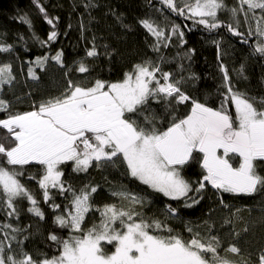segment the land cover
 Returning <instances> with one entry per match:
<instances>
[{
	"label": "snow or ice",
	"instance_id": "6c2138e0",
	"mask_svg": "<svg viewBox=\"0 0 264 264\" xmlns=\"http://www.w3.org/2000/svg\"><path fill=\"white\" fill-rule=\"evenodd\" d=\"M161 2L171 12L209 31L226 26L239 37L244 33L232 24L223 25L218 13L230 12L237 25L241 12L245 20L251 13L256 21L255 32L262 38L254 51L264 57V0H238V7L231 8L225 0ZM35 3L47 23L55 28L43 5L39 0ZM94 6L91 2L85 4L86 8ZM257 9L261 12L259 17ZM19 19L31 24L27 16ZM139 23L156 38L154 51L159 53L161 45L168 47L171 36L164 27L150 19ZM170 31L171 35L180 37L182 44L186 43L180 25L174 24ZM57 37L58 32L53 30L44 43L55 41ZM244 42L247 43V39ZM11 48V45H0V52H9ZM97 55L95 46L87 52L89 57ZM185 55L190 59L188 53ZM62 57L61 50L51 59L62 65ZM48 60V56H38L34 63L43 68ZM164 62L165 57L161 55L158 61L138 63L117 82L96 79L85 85L69 80L64 92L40 101L31 111L10 112V103L0 98V112L7 114V118L0 119V129L7 133L0 139V193L6 215L18 219L16 201L26 199L32 205L27 211L45 218L35 196L21 182L24 166L41 167L39 188L43 190V201L46 204L52 201L50 207L54 212L60 210L61 205L54 202L50 190L57 189L61 195L71 194L70 204L54 217L59 228L70 230L68 238L55 233L48 236L57 245L58 255L50 258L43 255L37 259L23 250L13 254L12 242L21 243L16 234L22 229L0 223L4 236L0 240V264H249L220 254L223 245L218 236L210 234L212 225H208L207 236L194 232L191 226H187V231L192 233L190 239L175 234L167 223L168 218L178 213L171 205L166 206L165 220L146 218L136 206L150 203L148 197L120 186L113 189L111 195L121 203L99 208L93 201L98 185L87 184L77 190L70 184L66 186L63 180L62 166L68 163L72 164L74 172H87L93 166L114 165L116 159H122L128 176L171 200H190L191 203L184 205L189 208L203 199L189 194H200L208 185L218 193L246 196L264 193V175L260 171L264 165V97H252L236 89L228 69L222 66L226 92L222 94L220 106L211 107L182 90L183 77L173 79V73L162 71L160 64ZM77 70L89 72L83 62ZM28 71L33 79H39L33 68ZM243 72L241 66V76ZM13 80L12 65H0V91ZM150 100L165 102L169 115L167 127L156 126L159 120L156 114L144 115L150 110ZM185 104L191 105L190 110L178 118L175 108ZM229 104L234 106V112ZM139 116H143V123L136 118ZM193 163L203 169L195 187L182 174L184 168ZM93 211L99 213V222L85 227L86 217ZM107 246L112 250L107 251ZM224 251L238 256L241 249L232 244ZM257 264H264V251Z\"/></svg>",
	"mask_w": 264,
	"mask_h": 264
},
{
	"label": "trees",
	"instance_id": "16d2710c",
	"mask_svg": "<svg viewBox=\"0 0 264 264\" xmlns=\"http://www.w3.org/2000/svg\"><path fill=\"white\" fill-rule=\"evenodd\" d=\"M89 2L95 6L86 8L85 4ZM225 2L229 8L238 7V0ZM39 3L46 9L47 17L53 19L55 28L47 23L35 0H0V45L12 46L9 52H0V65L11 64L15 76L11 84L2 86L0 98L10 103V112L31 111L40 101L59 96L66 90L69 80L85 85L96 79L120 81L136 64L146 60L158 61L161 55L165 57V62L160 64L161 70L173 73V79L183 77L182 90L211 107L218 108L223 99L222 94L226 92L222 66L228 69L231 83L236 89L252 97H264V57L254 51L262 38L255 32L256 21L251 18V13L249 19L245 20L241 12L237 17L239 25L230 12L218 13V20L223 25L232 24L244 33L243 37H239L226 26L211 31L195 27L182 16L176 18L174 14H177L158 0H39ZM260 15L257 9L256 16ZM21 16H27L31 24L20 20ZM142 19L153 20L166 29V34L171 36L168 47L161 45L159 53L153 50L156 38L139 23ZM174 24L180 25L184 31L186 43L182 44L180 37L171 35L170 29ZM53 30L58 32L57 39L44 43ZM93 46L98 55L89 57L87 52ZM191 49L195 51L190 52ZM61 50L62 65L51 59ZM38 56L49 57L43 68L34 63ZM82 62L87 65L89 72L80 73L77 70ZM241 66L244 68L243 76L239 73ZM29 68L35 70L39 79L29 75ZM193 76L195 78H191ZM190 107V104L176 106L175 115L183 117ZM229 107L234 112V106L229 104ZM149 109L144 115L156 114L159 117L156 126L167 127L169 115L165 102L150 100ZM4 118H7V114L0 112V119ZM136 118L143 123V116ZM5 135V130L0 129V139ZM62 168L66 186L70 184L77 190L87 184L99 186L93 196L96 207L102 208L112 203L119 205L121 202L111 192L125 186L133 193L146 195L150 200L143 207L136 206V210L146 218L165 220L166 206L177 208L178 213L168 218L167 223L175 230V234L182 235L185 240L192 236L187 226H191L201 236H207L208 225H212L210 234L218 236L223 245L221 255H227L237 262L245 260L249 264H257L260 253L264 251V193L253 196L218 193L208 185L200 194H189L197 199L203 197L198 204L189 208L184 205L186 202L191 203L190 200H171L128 176L122 159H116L114 165L107 164L100 168L93 166L87 172H74L71 163ZM23 171L21 182L33 193L45 218L40 219L28 212L27 209L32 205L26 199L16 201L19 218L8 217L0 193V223H10L22 229L16 234L21 243L12 242L13 254L23 250L37 259L43 255L50 258L59 253L57 245L48 236L55 233L66 239L70 234L69 229L59 228L54 223V217L70 204L71 194L61 195L57 189L50 190L54 202L61 205V209L54 212L50 207L52 201L46 204L43 190L39 188L41 167L28 165L24 166ZM260 171L264 175V165H261ZM202 173L199 164L193 163L186 166L182 174L195 187ZM99 219L98 212H90L84 226L90 227L92 223H98ZM3 239V232L0 231V240ZM232 244L241 249L238 256L225 253L224 249ZM106 250L111 251L112 247L107 246Z\"/></svg>",
	"mask_w": 264,
	"mask_h": 264
},
{
	"label": "rangeland",
	"instance_id": "374dc122",
	"mask_svg": "<svg viewBox=\"0 0 264 264\" xmlns=\"http://www.w3.org/2000/svg\"><path fill=\"white\" fill-rule=\"evenodd\" d=\"M158 1L161 2V0H158ZM182 17H183V16H182ZM183 18L186 19L185 17H183ZM186 20H188V21L191 22L192 24H195V27L200 26V27L206 29L203 25H199V24L195 23V22H194L193 20H191V19H186ZM167 198H168V197H167ZM169 199H170V198H169Z\"/></svg>",
	"mask_w": 264,
	"mask_h": 264
},
{
	"label": "water",
	"instance_id": "95a60500",
	"mask_svg": "<svg viewBox=\"0 0 264 264\" xmlns=\"http://www.w3.org/2000/svg\"><path fill=\"white\" fill-rule=\"evenodd\" d=\"M174 16H175L176 18H179V16H177V15H175V14H174Z\"/></svg>",
	"mask_w": 264,
	"mask_h": 264
}]
</instances>
